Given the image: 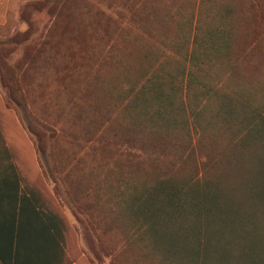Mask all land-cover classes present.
<instances>
[{
  "label": "trees",
  "instance_id": "16d2710c",
  "mask_svg": "<svg viewBox=\"0 0 264 264\" xmlns=\"http://www.w3.org/2000/svg\"><path fill=\"white\" fill-rule=\"evenodd\" d=\"M22 19L4 102L109 263L264 264V0H44Z\"/></svg>",
  "mask_w": 264,
  "mask_h": 264
},
{
  "label": "crops",
  "instance_id": "0c3cea01",
  "mask_svg": "<svg viewBox=\"0 0 264 264\" xmlns=\"http://www.w3.org/2000/svg\"><path fill=\"white\" fill-rule=\"evenodd\" d=\"M12 0H0V26ZM34 146L0 90V264H91L75 254L67 230L51 225L55 212ZM55 216V215H54Z\"/></svg>",
  "mask_w": 264,
  "mask_h": 264
},
{
  "label": "rangeland",
  "instance_id": "374dc122",
  "mask_svg": "<svg viewBox=\"0 0 264 264\" xmlns=\"http://www.w3.org/2000/svg\"><path fill=\"white\" fill-rule=\"evenodd\" d=\"M43 1L44 0H12L7 22L4 27H0V41L6 42L11 36L16 33L26 32L30 28L29 24L22 19V14L26 9V6L29 4H36L38 2L41 3ZM50 22V17L45 9L41 11H34L31 16L33 31L30 41L38 38L41 33L46 29V27L50 24ZM24 46L25 44H21L17 47V50L9 59V62L11 64H14V62L21 57ZM0 90L2 91V95L4 98L5 91L1 85V82ZM17 116L20 120L21 125L23 126L24 130L26 131L27 135L33 143L38 165L43 174V182L50 190L54 202H56V205L54 204L53 211L63 221L64 228L68 232L70 245H74V247L72 248L75 250V254L80 255L81 253H84L86 257L90 260L91 264H110L109 260L105 258L103 254L97 249L95 241L96 239L94 238L95 236H93L91 231L87 232V230L85 229V218L74 210L71 203L67 199L60 178H52L53 175L51 176L49 172V167L51 168L52 166V161L49 157L50 148H46V157L44 155H41L36 150L37 141L35 137L27 131L24 123L22 122L23 114H17ZM54 187H57L58 193L54 191Z\"/></svg>",
  "mask_w": 264,
  "mask_h": 264
}]
</instances>
